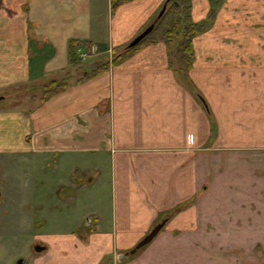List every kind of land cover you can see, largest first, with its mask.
Listing matches in <instances>:
<instances>
[{"label": "crops", "instance_id": "1", "mask_svg": "<svg viewBox=\"0 0 264 264\" xmlns=\"http://www.w3.org/2000/svg\"><path fill=\"white\" fill-rule=\"evenodd\" d=\"M166 3L0 0V155L40 173L57 156L68 178L87 179H69L76 194L108 176L109 201L90 200L69 227L41 210L49 228L32 239L44 251L26 264H264V0H191L204 27L190 68L160 38L169 22L155 42L127 48ZM70 43L81 44L76 67ZM99 62L106 70L92 76ZM53 82L65 85L54 96L29 94ZM27 171L7 181L32 222Z\"/></svg>", "mask_w": 264, "mask_h": 264}, {"label": "rangeland", "instance_id": "2", "mask_svg": "<svg viewBox=\"0 0 264 264\" xmlns=\"http://www.w3.org/2000/svg\"><path fill=\"white\" fill-rule=\"evenodd\" d=\"M162 30L163 29L159 32L161 33ZM46 86L39 89L36 88V85L35 87L32 86V89L29 90V94H31V96L36 95L40 98L44 96L46 91L49 92L56 89V86ZM23 91L26 92L27 89L23 88L22 93ZM7 103L8 101L6 99L0 103V107L7 105ZM25 105V102L19 104L18 109L24 111L26 109ZM28 158H30L31 161H35L33 155H29ZM51 158V163L44 166L46 170L43 171V173L39 172L40 166L37 164L30 165L29 169L26 167L27 162H22V164H20L23 166L24 170H29L25 175L27 176V180H31V192L34 194V206L32 205L31 208L34 210L36 216L33 218L32 222H28L24 219L26 211L21 207L22 205L20 204V201H17L23 197L18 195L17 192H11V185L9 184H11L12 181H7V177L10 176V174L13 172L22 173L23 169L17 164V162H13L16 161L15 158L12 160L0 155V189L4 194V197H6V194L9 196L6 207L8 209L6 213L8 218L0 227V264H16L20 259H29L32 254V246L35 244L32 235L44 233L47 228H49L45 225L44 221L40 219L41 217L38 216L41 213V210L45 211L48 217L54 219L56 223L60 225V228L65 229L70 225V217L73 215L78 217L79 214L83 215L87 212V206L89 205L90 200L100 198L103 202L109 201L108 176L103 178L99 188L101 190L91 191V189H89L88 191V189H85L76 194L77 191L74 188H70V186L73 184V181L77 182L83 179L82 181L84 182V180H87L85 176L79 172L78 174H74L73 177L68 178L67 172L70 173V171H72L71 166H69V168H66V166L56 167L59 168L57 170L55 168L56 161L54 162V160L58 159V157L51 156ZM51 158H49V160H51ZM41 160H47V158L41 157ZM69 179H71L72 184H70ZM59 180L65 185L59 184ZM7 189L9 190L7 191ZM83 195L84 198L82 197ZM69 199H72L70 200V204L66 202L69 201ZM38 203H43L42 206H39L43 207L42 209L38 208ZM72 218H74V216ZM31 228H33V231H31Z\"/></svg>", "mask_w": 264, "mask_h": 264}, {"label": "trees", "instance_id": "3", "mask_svg": "<svg viewBox=\"0 0 264 264\" xmlns=\"http://www.w3.org/2000/svg\"><path fill=\"white\" fill-rule=\"evenodd\" d=\"M128 0H111V7L114 9L118 5L126 2ZM166 10L164 15L155 25L152 33L140 41L135 48L132 50L140 49L149 42H155L152 39V35L157 33L159 29L169 22V27L162 31L161 40L166 44L169 54L174 53L179 60L186 65V68H190L191 60L193 57L192 49V39L198 35L202 30L204 25L193 24L189 17V10L191 5V0H167ZM81 44H72L70 43L69 47V63L73 67L80 65V59L77 57L76 50L80 48ZM120 49L114 51L118 53ZM128 54V53H127ZM124 57L119 56L115 57L112 61V64H118ZM107 68V64L99 62L97 67L92 72V76H97L103 73ZM178 73L181 74V80H187L185 72L183 70H178ZM55 87L52 91H46L44 97H52L57 90L63 88L65 85L62 83H51L49 85Z\"/></svg>", "mask_w": 264, "mask_h": 264}, {"label": "water", "instance_id": "4", "mask_svg": "<svg viewBox=\"0 0 264 264\" xmlns=\"http://www.w3.org/2000/svg\"><path fill=\"white\" fill-rule=\"evenodd\" d=\"M167 4V3H166ZM166 4L163 5V7L161 8V10L159 11L158 15L156 16V18L153 20V22L144 30L142 31V33H140L135 39H133V41L128 45V49L129 48H133L134 46H136L140 41H142L144 38H146L155 28V25L157 24V22L161 19V17L164 15V12L166 10ZM2 100V98H0V101ZM165 224V220L159 224H157L148 235H146V237H144L135 247L134 249H132L129 254L123 255L120 259H126L128 255H134L139 249L145 247L146 245H148L149 243L152 242V240L158 235V233L160 232V230L163 228ZM43 251V248L40 246H36L34 247V252L36 253H40ZM16 264H26V261L23 259H20L16 262Z\"/></svg>", "mask_w": 264, "mask_h": 264}, {"label": "flooded vegetation", "instance_id": "5", "mask_svg": "<svg viewBox=\"0 0 264 264\" xmlns=\"http://www.w3.org/2000/svg\"><path fill=\"white\" fill-rule=\"evenodd\" d=\"M37 245H33V247H32V253L34 254V255H37V254H39V253H36V252H34V247H36ZM44 251V250H43ZM41 253V252H40Z\"/></svg>", "mask_w": 264, "mask_h": 264}, {"label": "built area", "instance_id": "6", "mask_svg": "<svg viewBox=\"0 0 264 264\" xmlns=\"http://www.w3.org/2000/svg\"><path fill=\"white\" fill-rule=\"evenodd\" d=\"M82 60H84L85 57H80Z\"/></svg>", "mask_w": 264, "mask_h": 264}]
</instances>
